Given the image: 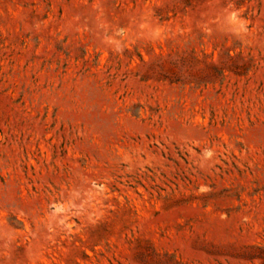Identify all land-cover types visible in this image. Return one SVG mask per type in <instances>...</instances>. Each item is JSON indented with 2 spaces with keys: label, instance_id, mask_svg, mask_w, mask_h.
Instances as JSON below:
<instances>
[{
  "label": "rangeland",
  "instance_id": "374dc122",
  "mask_svg": "<svg viewBox=\"0 0 264 264\" xmlns=\"http://www.w3.org/2000/svg\"><path fill=\"white\" fill-rule=\"evenodd\" d=\"M0 264H264V0H0Z\"/></svg>",
  "mask_w": 264,
  "mask_h": 264
}]
</instances>
